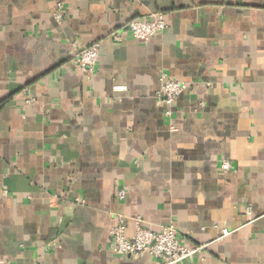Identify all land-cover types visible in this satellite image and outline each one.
Returning <instances> with one entry per match:
<instances>
[{
  "label": "crops",
  "instance_id": "1",
  "mask_svg": "<svg viewBox=\"0 0 264 264\" xmlns=\"http://www.w3.org/2000/svg\"><path fill=\"white\" fill-rule=\"evenodd\" d=\"M118 215L203 246L181 264H264V0H0V264H159L111 250Z\"/></svg>",
  "mask_w": 264,
  "mask_h": 264
},
{
  "label": "built area",
  "instance_id": "2",
  "mask_svg": "<svg viewBox=\"0 0 264 264\" xmlns=\"http://www.w3.org/2000/svg\"><path fill=\"white\" fill-rule=\"evenodd\" d=\"M66 10L61 1H57L54 9V18L60 22L66 17ZM166 27V22L160 13H152L143 18L129 20L124 26V31L131 34L139 41L146 42ZM115 41L121 40V35H111ZM98 44L81 48L72 54V60L84 72L91 74L98 56ZM188 83L170 78L165 74L160 76V85L156 96L160 104L166 107L165 115L171 114V106L185 90L189 88ZM125 86H114V90H124ZM31 100H27L29 103ZM231 163L223 160L220 164L221 170L231 169ZM119 199H123L125 191L120 189L116 192ZM250 215V210H247ZM126 226L123 216L115 218L113 226L109 230L110 248L119 255L140 257L149 253L156 258L159 264H181L192 255L203 250V246L188 248L182 245L172 223L163 226L161 230L155 231L142 226L141 218L135 219V230L132 236L126 235ZM224 232H227L224 230Z\"/></svg>",
  "mask_w": 264,
  "mask_h": 264
}]
</instances>
